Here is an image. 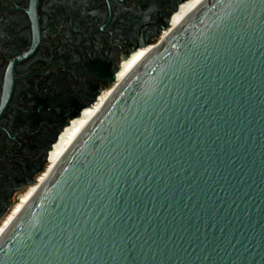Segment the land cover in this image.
Instances as JSON below:
<instances>
[{
	"label": "water",
	"instance_id": "95a60500",
	"mask_svg": "<svg viewBox=\"0 0 264 264\" xmlns=\"http://www.w3.org/2000/svg\"><path fill=\"white\" fill-rule=\"evenodd\" d=\"M139 51L0 264H264V0H200Z\"/></svg>",
	"mask_w": 264,
	"mask_h": 264
},
{
	"label": "flooded vegetation",
	"instance_id": "af4514ba",
	"mask_svg": "<svg viewBox=\"0 0 264 264\" xmlns=\"http://www.w3.org/2000/svg\"><path fill=\"white\" fill-rule=\"evenodd\" d=\"M196 0H0V223L123 63Z\"/></svg>",
	"mask_w": 264,
	"mask_h": 264
},
{
	"label": "bare ground",
	"instance_id": "6f19581e",
	"mask_svg": "<svg viewBox=\"0 0 264 264\" xmlns=\"http://www.w3.org/2000/svg\"><path fill=\"white\" fill-rule=\"evenodd\" d=\"M200 0H196L195 3L192 5L191 9L199 2ZM182 21V20H181ZM179 22L175 23L174 25H177ZM173 25V26H174ZM146 50H144V53ZM140 51L133 54L130 58L127 59L123 63V69L119 73V76L117 80L114 82L113 85H111L109 88H107L102 97L92 106L90 109L86 112L85 116L80 119L77 123L72 125L68 132L65 134L61 144L59 147H57L53 152V160L51 161L49 165H47L45 171L41 174V176L37 179V184L30 185L27 190L24 192V194L19 198L20 200L16 205H14L12 211L1 221L0 223V235L3 233V231L6 229V227L9 225V223L14 219L15 215L19 212L23 204L27 201V199L32 195V193L35 191L37 185L42 181L48 172L52 169L54 164L58 161V159L63 155V153L66 151V149L69 147V145L72 143V141L75 139V137L80 133V131L83 129V127L87 124L88 120L92 117V115L99 109V107L102 105L103 101L106 99V97L110 94V91L112 89V86L116 85L117 82H119L129 71L130 69L141 59H139L137 62H131L128 61H135L140 56ZM142 55V56H143Z\"/></svg>",
	"mask_w": 264,
	"mask_h": 264
},
{
	"label": "rangeland",
	"instance_id": "374dc122",
	"mask_svg": "<svg viewBox=\"0 0 264 264\" xmlns=\"http://www.w3.org/2000/svg\"><path fill=\"white\" fill-rule=\"evenodd\" d=\"M48 164H46V167H47V165H49L50 163H52L51 161L50 162H47ZM46 167H45V169H46ZM45 171V170H44ZM34 184H37V181L35 182V183H32L31 185H34ZM20 199H16V201L14 202V205H16L17 203H18V201H19ZM14 205H13V207H14Z\"/></svg>",
	"mask_w": 264,
	"mask_h": 264
}]
</instances>
